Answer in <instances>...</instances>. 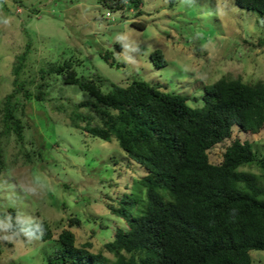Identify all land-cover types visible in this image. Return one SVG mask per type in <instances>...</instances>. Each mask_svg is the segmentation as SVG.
I'll use <instances>...</instances> for the list:
<instances>
[{"label":"trees","instance_id":"trees-1","mask_svg":"<svg viewBox=\"0 0 264 264\" xmlns=\"http://www.w3.org/2000/svg\"><path fill=\"white\" fill-rule=\"evenodd\" d=\"M97 1L108 13L130 12L133 18L144 13V0ZM176 1L169 0V6ZM237 3L264 15V0ZM132 25L147 26L137 20ZM115 46L121 51L120 43ZM30 52L29 41L13 66V88L0 102V177L9 167L5 153L10 140L26 143L31 127L27 103L46 102L54 79L88 95L69 112L71 126L105 141L116 139L146 169L137 180L139 192H126L105 207L127 227L117 226L113 239L98 252L91 251L90 240L78 244L73 228L84 223L75 213L69 212L57 239L46 219L37 220L44 228L41 240L56 243L47 264H253L250 251L264 250V156L252 139L240 137L216 158L213 149L232 138L234 127L251 134L264 129L263 80L223 75L204 86L201 104L192 105L189 95L166 91L158 82L135 78L121 85L97 71L80 74L72 58L44 62L28 75ZM103 57L112 66L121 65L110 51ZM151 59L159 68L168 64L161 49ZM56 107L66 110L63 103ZM44 150L22 147L14 161L22 155L35 164L44 160ZM8 212L15 223L17 210L9 207ZM100 226L107 227L103 222Z\"/></svg>","mask_w":264,"mask_h":264},{"label":"rangeland","instance_id":"rangeland-1","mask_svg":"<svg viewBox=\"0 0 264 264\" xmlns=\"http://www.w3.org/2000/svg\"><path fill=\"white\" fill-rule=\"evenodd\" d=\"M142 8L144 13L133 18L130 12L108 13L97 0L0 1V19L9 21L0 23V102L13 88V66L29 41L28 75L44 62L72 58L80 74L97 71L121 85L135 78L158 82L166 91L189 95L192 105L201 104L204 86L223 75L264 81V45L260 44L264 15L240 7L237 0H195L193 6H181L177 0L171 7L169 0H144ZM134 20L146 22V28L134 27ZM124 32L130 36L125 43L138 48L132 53L135 65L126 63L123 48L119 51L115 46L116 35ZM156 49L164 52L166 66L156 67L152 61ZM108 51L120 66L104 59ZM86 98V92L54 79L46 102L27 103L31 127L26 143L10 140L6 147L9 167L0 177V217L11 215L8 209L13 207L25 220L46 219L57 239L73 212L84 223L73 228L78 244L90 240L91 251L98 252L113 239L117 226L127 227L105 207L126 192H139L137 180L146 169L130 159L116 139L105 141L71 126L69 112ZM60 103L66 110L56 107ZM234 128L232 138L213 149L215 158L235 137L252 139L255 150L264 156V129L251 134ZM21 146L28 151L45 148L44 160L26 163L20 155L14 161ZM260 183L264 186V179ZM54 244L23 237L0 240V264H47ZM250 253L253 264H264V250Z\"/></svg>","mask_w":264,"mask_h":264},{"label":"clouds","instance_id":"clouds-1","mask_svg":"<svg viewBox=\"0 0 264 264\" xmlns=\"http://www.w3.org/2000/svg\"><path fill=\"white\" fill-rule=\"evenodd\" d=\"M181 6H193L195 0H179ZM9 21L7 18L0 19V23L7 24ZM115 40L120 43L123 48V59L126 63L135 65L136 60L132 55L133 52L138 51V48L133 44H126V41L130 40V36L127 32L119 33L116 35ZM119 58V56H118ZM32 191H35L34 189ZM14 217L5 214L0 217V240L7 242H14L15 240L23 237L29 242L39 240L44 235L43 224L35 220H25L20 215L15 217V223H13Z\"/></svg>","mask_w":264,"mask_h":264}]
</instances>
